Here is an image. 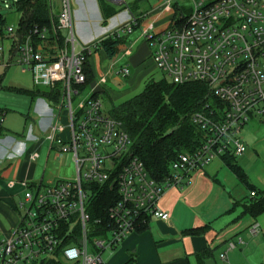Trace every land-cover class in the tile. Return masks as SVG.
Wrapping results in <instances>:
<instances>
[{"label": "built area", "instance_id": "obj_1", "mask_svg": "<svg viewBox=\"0 0 264 264\" xmlns=\"http://www.w3.org/2000/svg\"><path fill=\"white\" fill-rule=\"evenodd\" d=\"M5 27L0 33V66L17 64L32 74L37 87L61 93L58 106L68 112L69 147H63L64 126L59 123L50 127L47 138L71 153L75 177L28 188L17 204L18 225L0 238V264H104L105 251H113L150 219H169L159 208L169 189L184 188L192 174L216 159L243 155V128L264 115V0L195 2L185 21L159 34L145 32L154 65L172 83L204 84L212 97L192 118L203 133L201 147L172 162L161 183L133 156L131 137L122 122L104 111L100 96L91 92L74 109V97L88 86L85 65L99 44L87 47L77 41L72 0H61L53 35L35 28L23 37L17 27ZM134 28L131 22L114 36L131 35ZM4 40L11 42L9 57ZM121 74L129 76L130 70L122 68L117 75ZM105 83L103 78L101 84ZM107 183L117 189L120 200L109 209V220L101 229L91 225L88 206L91 185ZM250 233L258 236L260 224L255 223ZM234 248L230 244V250Z\"/></svg>", "mask_w": 264, "mask_h": 264}, {"label": "crops", "instance_id": "obj_2", "mask_svg": "<svg viewBox=\"0 0 264 264\" xmlns=\"http://www.w3.org/2000/svg\"><path fill=\"white\" fill-rule=\"evenodd\" d=\"M168 2L172 1L127 0L120 4L116 0H72L74 34L77 41L87 47L114 36L131 22L135 25L133 33L125 36L121 59L120 54L109 59L100 45L93 48L88 58L93 75L87 86L90 93L121 101L129 90L118 92L106 85L107 76L115 77L113 81L119 85L121 77L131 75V71L129 76L117 75L122 68H128L127 65L121 67L125 59L136 69L128 79L130 89L134 91L156 69L152 60L153 48L145 39V32L159 34L172 26L177 14L174 5L168 6ZM104 4L115 12L107 19L103 12ZM103 76L105 84H101ZM7 111H2L5 114L0 119L3 128L0 133V238L9 236L18 225L17 204L24 199L30 186L69 180L68 174H64L65 169L70 165L75 168L72 155L62 151L63 147H69L68 141L62 147L52 144L47 138L50 127L59 123L64 126L61 136L69 140V116L64 108L55 109L47 105L43 97L37 96L24 120V130L13 127ZM30 124L33 127H29L31 130L26 135ZM251 132L255 136L249 134L244 142L246 159L253 156L249 153L253 147L252 150L264 162V132L257 133L255 128H251ZM43 156L46 158L44 173L41 179H37L38 161ZM245 173L253 179L250 171ZM254 181L256 185H251L249 179L251 187L246 185L250 189L249 201L251 188L264 192V179L260 177ZM241 184L245 185L222 158L214 160L204 170L192 174L184 188H172L164 194L159 208L169 215L167 221L150 219L145 229L130 234L108 252L103 258L104 264H253L256 253L264 264V246L260 241L264 230L260 231V237L250 233L255 223L260 224V229L264 227V214L254 218L244 212V205L249 201L238 200ZM191 230L198 233H190ZM230 244L235 248L230 250ZM199 255H204L203 260Z\"/></svg>", "mask_w": 264, "mask_h": 264}, {"label": "trees", "instance_id": "obj_3", "mask_svg": "<svg viewBox=\"0 0 264 264\" xmlns=\"http://www.w3.org/2000/svg\"><path fill=\"white\" fill-rule=\"evenodd\" d=\"M16 12L20 15L17 33L21 36L30 35L35 28L48 29L53 35L58 26V16L53 15L51 0H20L14 3ZM176 14L178 6L174 5ZM106 19L115 12L106 4L103 5ZM182 16L174 21L180 24L185 21ZM7 26L6 19L0 15V33ZM59 36H61L59 32ZM125 36L117 38L110 36L99 45L109 59L117 57L125 46ZM88 76L87 84L93 80L89 62L85 65ZM45 91H25L32 98L41 96L54 103L61 98L59 90L47 88ZM18 92L23 90L15 89ZM212 97L209 88L200 83L185 85L169 84L166 78L162 81H150L140 95L113 107L110 115L123 123L125 131L132 139V154L145 165L150 176L158 182H163L169 175L170 165L181 154L197 151L203 140V133L193 122V115L203 110ZM3 128L0 125V133ZM222 160L236 178L251 187L245 171L236 162L235 155L223 156ZM249 203L244 205V212L254 218L264 214V192H256ZM88 212L91 215L92 226L104 229L109 220V209L120 200L119 192L111 184L91 185ZM97 221H101L98 225ZM144 224L139 230L145 229ZM138 230V231H139ZM190 233H198L191 230ZM68 243H71L68 242ZM203 260L204 255H199Z\"/></svg>", "mask_w": 264, "mask_h": 264}, {"label": "rangeland", "instance_id": "obj_4", "mask_svg": "<svg viewBox=\"0 0 264 264\" xmlns=\"http://www.w3.org/2000/svg\"><path fill=\"white\" fill-rule=\"evenodd\" d=\"M19 1L20 0H0V15L6 19L7 26L16 27L19 23L20 15L16 12L15 7H12L14 3L16 4ZM169 1H172L173 5L178 6V9H177L178 14L176 16V19H179L182 16L188 17L192 13L195 2L197 3L205 2L206 4H209L216 0H169ZM51 2H52L53 15L58 16L59 13L61 12V0H51ZM4 45L6 48V55L9 57V50H10V45H11L10 40H4ZM119 58L120 59L122 58L121 54L119 55ZM126 65L130 69L131 75H134L136 69L133 66H131L130 63H128V59H125L122 61L121 67H126ZM147 67L148 65L145 64V68ZM104 77L105 76L101 77V79ZM129 77H121V83L118 85L113 81L115 77L107 76L108 83L106 86H108L109 88L115 89L118 92H126V90L127 91L129 90L126 96L122 98L121 101H112L108 96L100 97L104 104V111L107 114L111 113L114 106L119 105L125 101H128L134 98L135 96L143 93L146 88V85L150 81L159 82L166 78L169 84L172 83V81L157 67L155 70L153 69L151 73H149L148 77L141 83V85L138 88H136L135 91L132 90V88L130 89L131 85H130V81L128 80ZM15 89L23 90V91L18 92ZM35 90L45 91L48 89L45 87H37L33 81L32 74L30 72L25 73L22 70V68L17 64H12L8 68H6L5 66H0V119H2L3 117L4 112L2 111L8 110L6 115L10 114L9 119L11 118L10 121H12L13 127L20 129V130H24L25 128L24 120L29 114V110L35 99L24 92L25 91H35ZM89 95H90V91L87 88L85 91H83V94L80 97H74V109H77L79 102L89 97ZM44 101L46 102L47 105H52L54 106L55 109H58V110L60 109V107L55 106V104L50 102L48 99L44 98ZM58 102L56 103L57 105H58ZM30 126L33 127V124L27 125L26 135H28L31 130L29 128ZM251 128H255L257 133L264 132V115L254 117L251 120V122L243 128L241 132V140L243 143L246 142V138L248 137V135L253 133L251 132ZM251 135L255 136L254 133ZM64 140L65 142L68 141L66 140V137ZM68 144L66 145L68 146ZM252 148L253 147L249 149L250 151L249 153L253 155L251 159H248V158L246 159V153L243 156H236L237 164L239 166H242L245 172L246 171L251 172V174L249 175H251L253 179L248 178L249 183L251 185L255 184L256 182L254 180L260 179V177L261 179H264L263 178L264 177L263 176L264 175V162L261 159V156L258 155V153H256L255 151H253ZM69 155L71 156V153H69ZM45 165H46V158L45 156H43L41 160L38 161V166H37L36 173H35L37 179L42 178ZM74 170L75 168H73L72 165H70L69 167L65 169L64 174H68L67 178L73 179V177L75 176ZM60 175L61 173L58 175V177ZM240 192L241 194L239 195L238 200L246 199L245 200L246 202L249 201L250 189L247 188L246 185H242V184L240 185ZM263 230H264V227L262 226V228L260 229L261 233ZM258 237H254V238H258ZM90 240L91 242L95 241V239H93L92 237H90ZM260 241L264 246V236L261 237ZM108 252H111V251H105L103 253V258L107 257ZM253 259H254L253 264H261L262 262V258H259L258 253H256Z\"/></svg>", "mask_w": 264, "mask_h": 264}]
</instances>
